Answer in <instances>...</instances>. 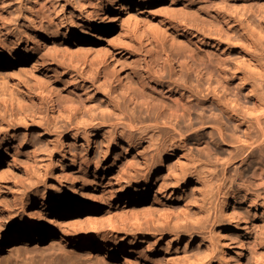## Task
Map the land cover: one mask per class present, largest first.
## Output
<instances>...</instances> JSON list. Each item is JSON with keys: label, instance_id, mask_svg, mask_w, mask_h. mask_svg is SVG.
Here are the masks:
<instances>
[{"label": "rangeland", "instance_id": "1", "mask_svg": "<svg viewBox=\"0 0 264 264\" xmlns=\"http://www.w3.org/2000/svg\"><path fill=\"white\" fill-rule=\"evenodd\" d=\"M104 5L0 0V52L21 54L0 67V264H99L71 237L116 242L119 254L133 252L128 264H239L241 246L242 264H264V0H159L158 41L134 34ZM128 10L143 28L146 8ZM89 13L92 41L82 27ZM151 72L186 82L199 97L147 80ZM42 81L54 88L52 101ZM10 88L19 104L6 102ZM134 91L161 110L185 101L194 110L161 132L153 110L132 109ZM127 113L141 121L127 126ZM117 188L138 191L136 209L118 211ZM80 190L96 201L56 215L59 196ZM220 192L233 197L240 220L228 236L235 222L217 209ZM35 193L49 194L42 209L57 224L42 248L26 253L6 240V222L17 229L35 217L25 198Z\"/></svg>", "mask_w": 264, "mask_h": 264}, {"label": "bare ground", "instance_id": "2", "mask_svg": "<svg viewBox=\"0 0 264 264\" xmlns=\"http://www.w3.org/2000/svg\"><path fill=\"white\" fill-rule=\"evenodd\" d=\"M157 1L159 0H104V10L106 9L110 15H113L116 18H119L121 21H128L130 22V27L132 26V29L134 34L137 36L145 37L146 40H153L158 41L160 34L163 32L164 28H162V21L159 20V18L155 15L156 9H154ZM136 7L139 8L140 6H143L146 8V10L149 13V17L143 22V28L139 26V16L132 14L131 11L128 10L129 7ZM150 10V8H152ZM172 7V6H171ZM173 8V7H172ZM44 10V8H43ZM31 13V12H30ZM158 13V12H157ZM34 14V13H32ZM31 14V15H32ZM82 27L89 29L90 38H88V41H92L95 39L93 28L90 27L93 23V17L92 13H89L86 20L83 21ZM126 22V23H128ZM129 24V23H128ZM129 26V25H128ZM77 30H75V33ZM78 33V32H77ZM76 33V34H77ZM75 41L79 40L80 38L75 35L73 37ZM67 53H69L70 49L65 48ZM21 60V54L20 52H14L13 54L9 53H3L0 52V67L4 66L5 64H11L15 63L17 61ZM167 63L168 61L172 64L169 65V67L175 68L177 65L176 58H167L165 60ZM174 62V63H173ZM174 65V66H173ZM189 66V69L193 71H197V75L202 78H204L205 73L202 69H198V65L195 63L187 64ZM197 69V70H196ZM174 75L178 74V71L176 73H173ZM147 80H157L159 82H165L170 81L171 84L174 85V87L182 88L187 90L191 96L199 97V93L195 92L192 88H190L186 82L184 81H177L175 79H172L171 75L169 74V77L166 79L161 73L159 72H151L147 75ZM47 81V80H46ZM46 81H42V89L46 91L47 96L49 97L50 101H52V94L54 93V88L48 84ZM150 87L157 89V87L151 85V83H148ZM17 86V85H16ZM15 86V87H16ZM41 88V87H40ZM17 89V87H16ZM16 89L10 88V95L6 102L9 101L10 105L14 104L15 102L18 103L19 100V90L16 91ZM159 92L164 93L163 89H159ZM5 101V100H4ZM133 101L134 107L132 108L135 111H138V113H141L142 110L150 111L153 110V113L156 114V120H160V122L155 121V125L159 127V131L165 132L166 127H171L175 125V122H177L179 119H183L187 116L191 115L192 110H194V106L190 102H181L182 104L180 106H177L176 108H169L167 110H161L159 108H156L154 106L149 105V103L146 102V99L143 94L140 92L134 91L131 94L130 102ZM5 103V102H4ZM8 104V103H7ZM19 104V103H18ZM125 124L127 126H132L136 122H140V116L132 115L130 113H127L124 118ZM200 123L203 124L204 121L200 120ZM218 138L221 139V141L224 140V135L222 132V129L220 126H217L216 128ZM83 135H87L86 131H83ZM262 141H264V136L262 132ZM63 160L66 159V155L63 154ZM251 172L254 175H257L258 168L255 167L251 170ZM144 188V187H143ZM196 187H192V190H195ZM115 193L118 195L119 200L123 201V203L117 207L118 211L126 212L128 211V203H132L134 205V209L137 208L139 202L137 197L138 195L134 196L133 194H137L138 191H132V192H121L120 189H115ZM81 191V190H80ZM140 192V191H139ZM139 194V193H138ZM59 201L57 203H54V209L57 211L56 215L58 213H71L74 211H78V213H81L83 210L89 208V204L87 201L91 199L92 201H96L97 195L96 193H93L92 196L89 198L83 191H81L80 194H76L74 197L72 196H59ZM26 201L37 208L35 217H33L31 220L26 221L22 226L19 228H15L14 224H12L10 221L6 222V240L11 241L12 243H20L21 245H24V251L27 253L30 250L42 248L45 244L44 241L47 240L48 237L53 236L55 230H56V224L57 221L51 216V213H48L43 207H45L46 202L50 200L49 194L43 193H35L31 196H25ZM24 197L20 199V202L23 203L25 200ZM233 197L226 193H219L218 197V206L217 209L220 211L221 215L227 218L232 223V225L226 230V234L224 236H228L229 234H233L232 232L236 231L239 228V218L238 214L235 210L232 209V203ZM80 219V218H79ZM78 219V220H79ZM76 222V221H75ZM108 222L112 225L115 222L112 218L108 219ZM73 223V222H72ZM78 223V221H77ZM61 224V223H60ZM59 224V225H60ZM76 224V223H75ZM74 225V224H70ZM5 242H1L3 244ZM70 243L72 247H79L83 248L87 251V253L92 254L96 253V256L99 257L98 263L99 264H128L129 258L133 252L131 250L127 251V256H124L123 253L119 254V244L118 243H94L93 239L85 238V237H77L73 238L71 237ZM2 246V245H1ZM0 246V247H1ZM241 255L239 257V264H242L244 261V251L245 249L243 246H241ZM144 250V249H143ZM118 258L119 261H115L114 259Z\"/></svg>", "mask_w": 264, "mask_h": 264}]
</instances>
